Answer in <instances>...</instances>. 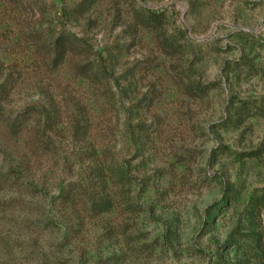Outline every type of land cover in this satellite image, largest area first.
<instances>
[{"label": "rangeland", "instance_id": "1", "mask_svg": "<svg viewBox=\"0 0 264 264\" xmlns=\"http://www.w3.org/2000/svg\"><path fill=\"white\" fill-rule=\"evenodd\" d=\"M0 107V264H264V0H0Z\"/></svg>", "mask_w": 264, "mask_h": 264}, {"label": "trees", "instance_id": "2", "mask_svg": "<svg viewBox=\"0 0 264 264\" xmlns=\"http://www.w3.org/2000/svg\"><path fill=\"white\" fill-rule=\"evenodd\" d=\"M74 45L75 43L73 42V40L68 39L61 42V40L58 39V41L55 44V51H54L56 57L58 58L61 55L64 57L67 54H72L73 52H75ZM26 128H27V124L25 120V115L19 114L13 116L0 107V131H3V133H5L6 135H12L13 137H18V135H21ZM7 190L15 195H22V194L36 195L39 191V189L33 188L30 184L25 182L21 176V173L17 170H10L7 172L0 171V193ZM97 205L101 207L104 204L97 203ZM263 205H264L263 202H257L256 204L257 207ZM108 209L109 208H105V209L103 208V211H107ZM251 239H253V236Z\"/></svg>", "mask_w": 264, "mask_h": 264}]
</instances>
